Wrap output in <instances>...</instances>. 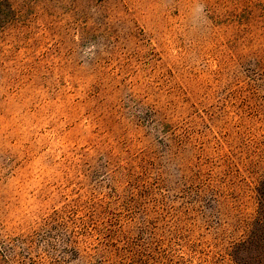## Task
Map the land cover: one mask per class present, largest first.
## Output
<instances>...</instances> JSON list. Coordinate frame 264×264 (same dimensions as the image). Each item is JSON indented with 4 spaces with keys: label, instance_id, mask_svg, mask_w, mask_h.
Returning <instances> with one entry per match:
<instances>
[{
    "label": "rangeland",
    "instance_id": "rangeland-1",
    "mask_svg": "<svg viewBox=\"0 0 264 264\" xmlns=\"http://www.w3.org/2000/svg\"><path fill=\"white\" fill-rule=\"evenodd\" d=\"M263 178L264 0H0V264H264Z\"/></svg>",
    "mask_w": 264,
    "mask_h": 264
},
{
    "label": "trees",
    "instance_id": "trees-1",
    "mask_svg": "<svg viewBox=\"0 0 264 264\" xmlns=\"http://www.w3.org/2000/svg\"><path fill=\"white\" fill-rule=\"evenodd\" d=\"M256 195H257L256 198L257 209H256V218L253 224H257L258 227L264 229V178L261 180V182L258 183V186L256 188ZM249 238H253V235H250V237H248V240ZM258 239L262 241L261 246L264 248V234L261 235V237H259ZM262 252L264 254V250ZM259 262L264 263L263 259L261 260V258H259L258 263Z\"/></svg>",
    "mask_w": 264,
    "mask_h": 264
}]
</instances>
